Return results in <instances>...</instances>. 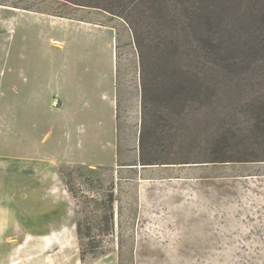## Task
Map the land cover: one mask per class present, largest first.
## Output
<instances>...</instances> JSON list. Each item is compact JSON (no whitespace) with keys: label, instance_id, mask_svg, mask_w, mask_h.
I'll use <instances>...</instances> for the list:
<instances>
[{"label":"rangeland","instance_id":"obj_1","mask_svg":"<svg viewBox=\"0 0 264 264\" xmlns=\"http://www.w3.org/2000/svg\"><path fill=\"white\" fill-rule=\"evenodd\" d=\"M72 1L0 0V264H264V15L238 14L264 0L134 26ZM112 129L142 166L58 147Z\"/></svg>","mask_w":264,"mask_h":264},{"label":"trees","instance_id":"obj_2","mask_svg":"<svg viewBox=\"0 0 264 264\" xmlns=\"http://www.w3.org/2000/svg\"><path fill=\"white\" fill-rule=\"evenodd\" d=\"M203 1H212V5L208 7V10H203L201 14H205L206 11L213 15L218 13L217 5L224 4L228 8H235L231 6L236 0H203ZM253 3L256 1L250 0ZM73 2V1H72ZM76 4H82L92 7H97L102 10H105L113 15L123 16L134 26L136 23L134 19L138 20V16H148L150 13L158 14L162 16L165 20L170 21L171 23L178 22L181 19V16L189 10L190 0H125L123 3H117L114 0H86L81 2H73ZM217 3V5H216ZM256 5V4H255ZM224 7V6H223ZM222 7V8H223ZM257 7V5H256ZM227 9L226 7H224ZM26 9L34 10L32 7H27ZM223 10V9H222ZM57 15H62L61 13H55ZM238 14L246 15L249 14L252 17H258L264 15L263 10L258 7H248L247 10L238 9ZM220 15V11H219ZM183 26V25H182ZM136 30V28H135ZM138 34V30H136Z\"/></svg>","mask_w":264,"mask_h":264},{"label":"crops","instance_id":"obj_3","mask_svg":"<svg viewBox=\"0 0 264 264\" xmlns=\"http://www.w3.org/2000/svg\"><path fill=\"white\" fill-rule=\"evenodd\" d=\"M79 65L73 63H63V62H51L45 65V71L41 73V78H43L45 85V90L48 92H55L58 96L60 94H65V92H73L72 87L74 82L78 79L79 74L77 70H79ZM76 71V72H74ZM88 145H58V147L78 150L84 146L87 150L92 154L95 151V156L93 163L95 164H111L115 166H131L138 168L141 162L139 157H135L133 162L125 161V152H121V143L118 140L117 133L114 129L111 130V143L110 145H96L94 141H88ZM48 146V145H46ZM104 149L110 151L111 158L103 159L99 155V150ZM126 149V148H125ZM92 158V157H91Z\"/></svg>","mask_w":264,"mask_h":264}]
</instances>
